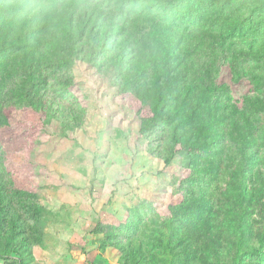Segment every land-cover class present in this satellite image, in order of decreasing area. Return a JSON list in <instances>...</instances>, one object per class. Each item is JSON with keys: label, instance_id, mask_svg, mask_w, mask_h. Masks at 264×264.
I'll list each match as a JSON object with an SVG mask.
<instances>
[{"label": "trees", "instance_id": "16d2710c", "mask_svg": "<svg viewBox=\"0 0 264 264\" xmlns=\"http://www.w3.org/2000/svg\"><path fill=\"white\" fill-rule=\"evenodd\" d=\"M237 2L0 0V127L18 123L24 107L35 118L61 116L64 125H76L72 106L53 111V102L46 103L48 81L69 91L74 60L99 71L107 62L122 98L137 102L139 131H163L165 162L177 150L188 155L186 179L202 191L169 207L165 245L172 257L159 258L158 241L143 242L135 220L127 227L131 239L120 246L123 264H217L225 257L264 264V95L257 92L264 87V40L257 39L264 34V0L246 11ZM221 63L229 64L234 81L246 75L255 89L241 108L226 84L215 83ZM252 176L258 184L250 189ZM209 182L225 185L222 205L207 198ZM31 196L13 188L0 168L4 264H23L21 207L33 210V219L42 210ZM254 211L258 228L250 221Z\"/></svg>", "mask_w": 264, "mask_h": 264}, {"label": "rangeland", "instance_id": "374dc122", "mask_svg": "<svg viewBox=\"0 0 264 264\" xmlns=\"http://www.w3.org/2000/svg\"><path fill=\"white\" fill-rule=\"evenodd\" d=\"M257 2L237 3L246 11L254 10ZM257 39L262 43L264 34ZM105 64L108 69L99 71L74 60L69 91L54 78L48 81L46 103L53 102V111L56 105L72 106L75 116L79 115L76 125H64L61 116L45 118L36 113L35 118L24 107L17 114L18 123L0 127L1 170L13 188L33 194L32 201L42 209L33 219V210L28 213L26 205L21 207L18 237L23 239V264H99L106 259L123 264L125 249L120 246L131 239L127 227L135 220L143 242L157 240L159 258L167 261L172 257L165 245L164 219L170 218L169 207L176 208L202 191L199 182L190 186L186 179L189 159L185 151L177 150L166 163L163 131H139L136 100L131 95L122 98L120 84L114 82L115 70ZM215 83L227 85L231 102L236 101L239 108L246 105L242 97L255 92L246 75L232 79L228 63L220 64ZM6 84L13 82L8 79ZM257 92L264 95V87ZM257 184L255 176L249 177L250 189ZM220 185L209 182L206 193L212 191L207 198L222 205L219 194L225 185ZM190 187L196 189L194 195ZM257 219L254 211L250 221L258 228ZM129 245L137 247L133 241ZM216 263L233 264V259L225 257ZM0 264H4L2 259Z\"/></svg>", "mask_w": 264, "mask_h": 264}, {"label": "crops", "instance_id": "0c3cea01", "mask_svg": "<svg viewBox=\"0 0 264 264\" xmlns=\"http://www.w3.org/2000/svg\"><path fill=\"white\" fill-rule=\"evenodd\" d=\"M105 260V259H104ZM107 260V259H106ZM103 261L102 263H99V264H112V262L109 263V261Z\"/></svg>", "mask_w": 264, "mask_h": 264}]
</instances>
